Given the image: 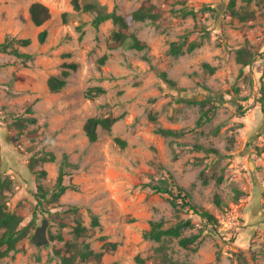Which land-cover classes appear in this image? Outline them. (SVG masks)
I'll use <instances>...</instances> for the list:
<instances>
[{"label":"rangeland","instance_id":"obj_1","mask_svg":"<svg viewBox=\"0 0 264 264\" xmlns=\"http://www.w3.org/2000/svg\"><path fill=\"white\" fill-rule=\"evenodd\" d=\"M142 1L99 0L126 16ZM151 1L162 15L155 22L132 21L129 30L147 45L137 50L109 48L116 25L106 20L94 27L92 14L74 10L71 0H0V42L29 38L27 46L14 47L32 55L24 59L0 51V176L13 180L9 209L22 215V225L33 221L18 250L0 264H57L67 242L88 243L100 253L78 264H264V0H235L236 9L254 13L245 22L231 16L230 0ZM35 2L48 9L40 25L30 15ZM184 7L197 15L182 16L178 9ZM180 40L183 49L193 40L200 44L173 55L170 43ZM242 46L255 52L249 65L236 61ZM72 61L77 68L60 90L51 91L49 76ZM96 86L104 91L88 92ZM206 96L219 105L198 126L199 105L185 99ZM107 115L117 120L110 129L99 126L97 140L89 141L87 119ZM157 127L181 134L165 136ZM49 154L53 160L43 159ZM66 161L67 189L55 197ZM170 176L192 202L217 217L215 228L191 210L175 209L167 194L148 185ZM235 188L242 191L237 200ZM45 217L49 242L38 246L31 237ZM179 217L193 222L184 235L200 234L193 249L177 238L143 236L151 220L169 225ZM78 223L85 235L76 236Z\"/></svg>","mask_w":264,"mask_h":264},{"label":"trees","instance_id":"obj_2","mask_svg":"<svg viewBox=\"0 0 264 264\" xmlns=\"http://www.w3.org/2000/svg\"><path fill=\"white\" fill-rule=\"evenodd\" d=\"M246 3H249L251 0H243ZM71 4L74 10L83 11L92 14L91 24L94 27H98L102 22L106 20H111L115 25L116 29L113 30L111 34V42L109 43V48H116L118 46H123L126 48H135L137 50H142L147 47L146 43L140 40L133 32L129 30L132 21H145L151 20V22H155L162 15V12L159 11L158 7L151 0H143L142 3L131 13L129 16L122 15L117 13L115 10H108L105 5L101 4L99 0H71ZM228 9L232 17L238 18L240 21H247L254 18V13L247 9L238 10L235 7V0H230L228 3ZM179 13L182 16H187L189 14L196 16L197 10L193 7L188 8L184 7L178 9ZM48 9L45 5L39 2H35L30 7V15L32 21L36 25H40L43 23L44 19L48 16ZM174 12V10H173ZM66 14V13H64ZM204 28V29H203ZM204 33H208L206 28L202 26ZM47 31L43 29L38 34V39L40 41H44L46 38ZM187 36V35H186ZM185 36V37H186ZM31 40L29 38H11L6 39L3 42H0V51L9 52L15 54L18 57H22L24 59H30L32 55L24 52H20L17 47H14V44H18L21 46H27ZM200 44L199 40L191 41L186 49H183L185 45V40L180 41H172L170 43L169 51L173 55H179L184 52H191L194 48H196ZM236 61L241 63L242 65H249L255 59V52L251 50L249 47L242 46L236 50L235 55ZM106 59V55H103L100 58V62H104ZM63 68L58 74H52L49 76L47 80V85L51 91L60 90L66 83V77L69 75L71 70L77 68V63L72 62H63L61 65ZM203 66L209 70L210 72L214 71V67L210 66L208 63H204ZM165 78V73H162ZM170 84H173L174 81L171 79H167ZM92 90L97 92H103L104 89L100 86L93 87L88 90L91 93ZM261 96H264V84L260 86ZM185 101L189 103L198 104L200 108V115L196 120V125H201L204 122L211 119L215 110L218 107V103L214 101L211 96H206L203 99H185ZM152 119L155 120L153 115H150ZM31 122H34V118H28ZM117 120V117L107 115V116H91L87 119L84 125L85 133L89 139V141L93 142L97 140L98 132L97 128L100 126L104 129H110L114 122ZM19 124L20 126H22ZM156 131L165 136H175L181 134V131L173 129V128H164L157 127ZM116 142L121 146L126 144L125 140L116 137ZM193 146L196 149H207L202 144L194 143ZM214 152H218L217 149H209ZM54 156L49 154L48 156H44L45 160H53ZM69 162L62 163L60 167V172L57 177L56 189L53 191V195L58 197L61 195L66 189L67 185L63 183L64 176V167L69 165ZM41 174H45L44 170H40ZM221 180V177L218 178V181ZM205 182V180H204ZM13 180L6 176L2 178L0 176V260L18 250L19 242L27 237L29 230L31 228V224L33 221L27 223L26 225H22L23 217L19 213L11 211L7 205L8 198L13 193ZM148 185L155 191L161 192L168 195L169 201L171 205L177 209H186L188 211H192L194 214L198 215L202 219L206 221L212 228L218 224L217 217L210 212L208 209H205L202 206H199L191 201L189 192L183 188L181 185L177 184L176 181L170 176L169 181L167 179H161L158 183H148ZM39 191L42 192V196L45 197V190L39 186ZM236 194L234 199H238L242 191L235 188ZM40 204L41 200L39 199ZM215 202L220 205L221 199L218 195L215 197ZM76 210V207H70V210ZM52 214V213H51ZM35 215H33L34 220ZM94 225L98 224L97 217H93ZM193 222L191 217H179V219L171 223L169 225L165 224L163 219L160 220H151L150 228L143 232V236L148 239H152L155 241L165 240L167 238H177L178 243L184 247L193 249V244L199 238V233H191L189 235H184L183 231L187 228H192ZM76 236H82L86 234V227L78 223L75 227ZM53 238L54 235H51ZM61 238L60 235H58ZM91 255L99 256L100 253L94 252L90 249L88 243H74L67 242L66 252L63 253L60 257V260L57 264H78L79 260L86 259ZM140 262L143 263V260L139 259ZM172 264H188L186 262H172Z\"/></svg>","mask_w":264,"mask_h":264},{"label":"water","instance_id":"obj_3","mask_svg":"<svg viewBox=\"0 0 264 264\" xmlns=\"http://www.w3.org/2000/svg\"><path fill=\"white\" fill-rule=\"evenodd\" d=\"M47 224L48 219L45 217L42 219L41 223L35 228L34 234L31 237V241L35 245H45L48 244L49 239L47 235Z\"/></svg>","mask_w":264,"mask_h":264}]
</instances>
